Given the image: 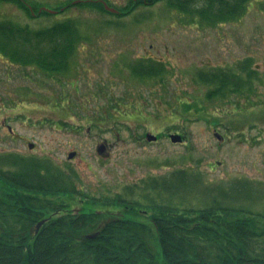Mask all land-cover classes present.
Returning a JSON list of instances; mask_svg holds the SVG:
<instances>
[{"label":"rangeland","instance_id":"1","mask_svg":"<svg viewBox=\"0 0 264 264\" xmlns=\"http://www.w3.org/2000/svg\"><path fill=\"white\" fill-rule=\"evenodd\" d=\"M26 1L54 9L70 0ZM107 1L121 14L78 4L35 16L0 0V20L37 27L72 16L87 34L66 74L0 54L2 169L16 168L12 154L35 159L95 198H137L143 181L184 169V192L172 194L175 202L183 197L182 207H202L217 190L228 204L264 211V0H249L237 19L214 24L164 0ZM138 58L162 61L163 78L133 74L128 64ZM232 70L251 71V89L208 97L213 84L197 73ZM174 132L181 141L170 140ZM146 133L156 139L147 140ZM132 185L137 191L128 193ZM71 203V210L82 204L77 197Z\"/></svg>","mask_w":264,"mask_h":264},{"label":"trees","instance_id":"2","mask_svg":"<svg viewBox=\"0 0 264 264\" xmlns=\"http://www.w3.org/2000/svg\"><path fill=\"white\" fill-rule=\"evenodd\" d=\"M9 1L30 14L24 1ZM164 1L179 13L214 24L237 19L249 0ZM78 4L107 12L95 0L69 1L61 7ZM32 10L35 16L51 14L37 12L35 4ZM86 35L72 16L37 27L1 19L0 54L11 63L66 74ZM244 67L246 71V63ZM128 68L136 76L158 80L166 70L162 62L146 58L133 60ZM247 72L246 76L235 70L198 72L197 76L213 84L208 97L225 99L226 91L251 89V71ZM8 157L16 168L0 166V264H264V211L228 204L227 196L216 188L217 196L202 207H182L183 197L175 202L172 194L184 192L189 176L184 169L161 180L143 181L137 198L121 194L95 198L76 190L58 169L50 172L38 160ZM8 162L2 158V163ZM209 190L203 188L205 193ZM126 191L133 193L137 187L127 186ZM153 191L158 195L164 191L166 197L156 198ZM75 195L87 199L71 210ZM43 218L45 222L36 230Z\"/></svg>","mask_w":264,"mask_h":264},{"label":"water","instance_id":"3","mask_svg":"<svg viewBox=\"0 0 264 264\" xmlns=\"http://www.w3.org/2000/svg\"><path fill=\"white\" fill-rule=\"evenodd\" d=\"M102 3H103V6H104L105 9H107V10H109V11H112V12H115V11H116L113 7L108 6L107 3H106L105 1H102ZM45 9H46V8H45ZM46 10H48V11H53V10H50V9H46ZM145 138H146L147 140H155V139H156V136L153 135V134H151V133H146V134H145ZM169 138H170L171 141H173V142H177V141H181V140H182L181 135L178 134V133H170V134H169ZM28 146L31 147L32 144L29 143ZM97 150H98L99 152H101V151H102V148H101L100 146H98ZM74 154H75V152H73V151H72V152H69V153H68V158L73 157ZM43 221H44V220H40L39 222H37V224H36V229H37V228L43 223Z\"/></svg>","mask_w":264,"mask_h":264}]
</instances>
